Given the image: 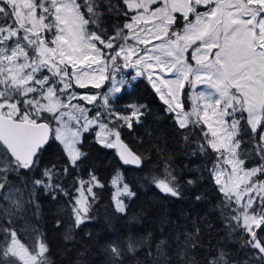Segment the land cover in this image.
I'll return each mask as SVG.
<instances>
[{"label":"snow or ice","instance_id":"6c2138e0","mask_svg":"<svg viewBox=\"0 0 264 264\" xmlns=\"http://www.w3.org/2000/svg\"><path fill=\"white\" fill-rule=\"evenodd\" d=\"M143 81L189 171L177 177L163 155V171L141 178L162 203L85 231L100 221L97 190L114 189L121 219L138 199L126 173L149 158L123 133L152 115L133 99ZM90 137L120 162L107 184L86 167ZM45 199L65 202L55 225L67 264H96L94 253L100 264H264V0H0V264H53ZM149 218L156 227L141 231Z\"/></svg>","mask_w":264,"mask_h":264},{"label":"trees","instance_id":"16d2710c","mask_svg":"<svg viewBox=\"0 0 264 264\" xmlns=\"http://www.w3.org/2000/svg\"><path fill=\"white\" fill-rule=\"evenodd\" d=\"M133 91V99L139 98L143 103L149 104L152 112V115L148 117L143 127H137L133 132H129L125 129L123 133L126 142L138 151L143 152L144 155L149 158L146 169L143 173L125 166V168H128L126 173L128 179L135 180L137 183L138 199L131 203L128 217L126 219H121L113 213L112 187L107 185L104 189L97 190L100 198L97 205L100 221L99 223L90 225L89 229H85V231L94 230L103 232V223L109 215H112L114 223H118V225L123 228L128 220L139 214L141 208H149L152 205L162 203L163 201L160 193L155 188H150L148 185L144 184L141 178L148 175L149 169L158 170L159 172L163 171L161 165L163 155L172 156V164L177 177L182 178L189 171L185 145L180 136L176 133L172 121L164 112L162 102L158 100L146 81L139 82ZM85 149L89 151V161L86 163V167L95 165L99 170V175L107 184L113 167H119L120 162L115 159L110 150H102L98 145H95L92 142L91 137L85 143ZM157 149H160L161 151H157ZM48 159H59V155L55 148L52 150V154ZM68 183L71 184V180H69ZM208 191L211 192V188H209ZM42 204L44 209L43 227L50 244V258L53 261V264H67L68 255L66 253L65 244L61 239L63 229H57L55 225V220L59 216L65 215V202L63 199H61L59 203L45 199L42 201ZM184 207L191 212L193 217L196 216L197 212H199L201 216H204L207 211V208H197L195 211H192L187 204H185ZM178 216L179 213L176 209H173L172 219L177 227L175 229H170V231H174L177 236L180 234L179 229L185 227L184 220L177 219ZM209 218L211 219V217ZM155 227V224H153L151 218H149L148 220L142 221L141 231H151ZM81 235H83V233H81ZM218 238L216 232L211 234L204 233L202 236V248L191 250L188 255L194 259H199L201 251L206 249L209 244H215ZM183 243L184 241L181 240L180 244L176 246L181 252V245ZM73 255H75V253H73ZM140 258H143L142 254ZM90 259L94 260L96 264H100L98 254L94 253ZM176 264H179L178 257L176 258Z\"/></svg>","mask_w":264,"mask_h":264},{"label":"rangeland","instance_id":"374dc122","mask_svg":"<svg viewBox=\"0 0 264 264\" xmlns=\"http://www.w3.org/2000/svg\"><path fill=\"white\" fill-rule=\"evenodd\" d=\"M113 189V188H112ZM114 192V189L112 190V193Z\"/></svg>","mask_w":264,"mask_h":264}]
</instances>
